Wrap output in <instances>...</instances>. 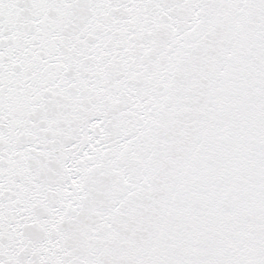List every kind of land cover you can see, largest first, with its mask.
Listing matches in <instances>:
<instances>
[{
	"label": "snow or ice",
	"instance_id": "1",
	"mask_svg": "<svg viewBox=\"0 0 264 264\" xmlns=\"http://www.w3.org/2000/svg\"><path fill=\"white\" fill-rule=\"evenodd\" d=\"M0 264H264V0H0Z\"/></svg>",
	"mask_w": 264,
	"mask_h": 264
}]
</instances>
